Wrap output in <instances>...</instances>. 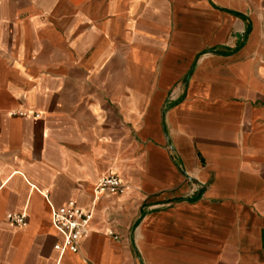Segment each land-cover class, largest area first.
Returning <instances> with one entry per match:
<instances>
[{"label":"crops","instance_id":"obj_1","mask_svg":"<svg viewBox=\"0 0 264 264\" xmlns=\"http://www.w3.org/2000/svg\"><path fill=\"white\" fill-rule=\"evenodd\" d=\"M0 264H264V0H0Z\"/></svg>","mask_w":264,"mask_h":264},{"label":"built area","instance_id":"obj_2","mask_svg":"<svg viewBox=\"0 0 264 264\" xmlns=\"http://www.w3.org/2000/svg\"><path fill=\"white\" fill-rule=\"evenodd\" d=\"M126 190L127 187L119 176L109 174L98 182L89 212L82 211L75 202H70L58 209L51 206L53 227L63 238V244L55 246V250L61 255L66 252L77 254L82 240L90 232L93 211L101 197H117L123 195ZM7 221L11 227H23L26 225L27 215L9 214ZM109 235L116 239L112 231Z\"/></svg>","mask_w":264,"mask_h":264}]
</instances>
